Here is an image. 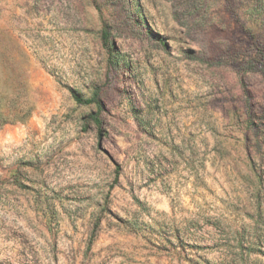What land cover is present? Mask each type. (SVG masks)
Returning a JSON list of instances; mask_svg holds the SVG:
<instances>
[{"label": "rangeland", "instance_id": "rangeland-1", "mask_svg": "<svg viewBox=\"0 0 264 264\" xmlns=\"http://www.w3.org/2000/svg\"><path fill=\"white\" fill-rule=\"evenodd\" d=\"M0 264H264V0H0Z\"/></svg>", "mask_w": 264, "mask_h": 264}, {"label": "trees", "instance_id": "trees-1", "mask_svg": "<svg viewBox=\"0 0 264 264\" xmlns=\"http://www.w3.org/2000/svg\"><path fill=\"white\" fill-rule=\"evenodd\" d=\"M107 37H108L107 32L103 31L102 34H101L102 42H103L104 47L106 48L107 53L109 55V57H108L109 61H111L112 57H114L115 59H116V57L113 56V54L111 53V47H109V45H108V40H107L108 38ZM73 98L78 103H81V104H92L93 103L97 107H99L98 95L95 92H93L92 95L90 97H87V98H82V97L76 96L75 94H74ZM91 118L95 122H98L96 114H93Z\"/></svg>", "mask_w": 264, "mask_h": 264}]
</instances>
